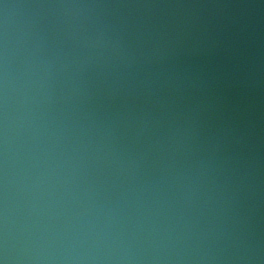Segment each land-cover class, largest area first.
Here are the masks:
<instances>
[{"label":"water","instance_id":"obj_1","mask_svg":"<svg viewBox=\"0 0 264 264\" xmlns=\"http://www.w3.org/2000/svg\"><path fill=\"white\" fill-rule=\"evenodd\" d=\"M0 264H264V0H0Z\"/></svg>","mask_w":264,"mask_h":264}]
</instances>
